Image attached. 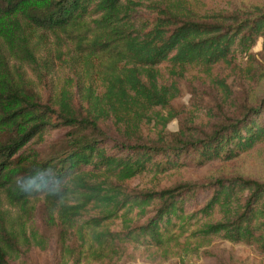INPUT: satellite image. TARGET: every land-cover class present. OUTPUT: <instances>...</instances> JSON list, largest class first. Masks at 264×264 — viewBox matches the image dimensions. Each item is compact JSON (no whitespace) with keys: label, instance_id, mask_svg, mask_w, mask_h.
<instances>
[{"label":"trees","instance_id":"1","mask_svg":"<svg viewBox=\"0 0 264 264\" xmlns=\"http://www.w3.org/2000/svg\"><path fill=\"white\" fill-rule=\"evenodd\" d=\"M261 37L264 4L203 12L194 0H0V69L10 71V60L36 72L76 68L83 56L110 60L103 90L86 85L81 105L67 85L54 106L25 76L0 71V264L22 247H47L48 237L28 228L32 199L40 196L60 225L59 264H115L137 251L151 261L191 254L200 264H223L204 248L214 238L264 251V179L237 173L132 186L143 173L230 159L264 139V96L207 125L181 120L170 129L180 118L172 107L180 87L163 78V68L200 63L229 98L231 85L213 65L252 55ZM109 119L116 135L102 125ZM59 124L74 129L70 140L43 155L33 143ZM46 168L64 178L60 197L22 194L17 178ZM70 231L77 239L68 242Z\"/></svg>","mask_w":264,"mask_h":264},{"label":"rangeland","instance_id":"2","mask_svg":"<svg viewBox=\"0 0 264 264\" xmlns=\"http://www.w3.org/2000/svg\"><path fill=\"white\" fill-rule=\"evenodd\" d=\"M199 4L202 11L211 12L214 10H248L254 4H264V0H194ZM53 41L56 40L54 34H47ZM73 52H79L72 45ZM249 53H239L236 62L229 65L225 62H218L213 65V74L220 77L225 76L230 83L232 94L229 98L223 95L222 87L213 81L206 69L200 63H188L184 69L176 66V70L169 66L163 68V78L167 83L173 81L178 84L180 91L172 101V107L179 113L180 118L172 119L168 127L172 130L178 129L181 120L191 121L196 124L207 125L222 111H235L244 103L257 104L264 96V40L261 37ZM84 55V54H83ZM88 60V61H87ZM110 60L95 56L87 59L83 56L76 68L70 66H56L53 70L36 72L30 66L24 64L19 69L17 60H10V71L0 69L5 76L13 75L16 80L25 76L27 84L31 82V87L41 94L43 101L54 104L56 95L60 88L67 85L74 94L78 105L85 103L83 93L86 85H92L97 91L103 90L104 84L102 76L109 70ZM167 112V110H165ZM53 121L56 122L54 119ZM102 125L116 135V130L109 119L102 122ZM151 124L145 123L144 128L150 131ZM73 128L64 125L50 126L44 136L43 141L33 143L43 155H50L58 152L62 145L70 140V132ZM245 174L264 179V139L254 147L244 151L230 159L216 158L206 164L196 165L188 162L180 167L167 170L164 173L154 175L147 172L136 177L132 181V186L144 187L153 183L165 186L184 179H209L220 175ZM32 212L28 220V228L37 229L48 237V245L45 249L38 246L27 248L22 247V251L10 259V264H59L61 239L60 225L54 224L49 219L47 206L43 196L32 199ZM7 201L3 200L6 207ZM15 209V208H14ZM13 211H16L13 210ZM81 222V221H80ZM67 241L77 239V234L70 231ZM78 243V242H77ZM204 248L215 253V259L223 264H264V251L258 249L256 245L233 243L223 238H214L212 242ZM141 250V248H140ZM137 256H125L115 264H182L181 259L195 260L194 255L173 254L164 261H151L146 253L135 252ZM68 264H111L104 261L75 262L70 260ZM195 264H200L197 260Z\"/></svg>","mask_w":264,"mask_h":264},{"label":"clouds","instance_id":"3","mask_svg":"<svg viewBox=\"0 0 264 264\" xmlns=\"http://www.w3.org/2000/svg\"><path fill=\"white\" fill-rule=\"evenodd\" d=\"M64 178L57 175L53 169H37L28 177H18L17 186L20 192L27 196L54 195L60 197Z\"/></svg>","mask_w":264,"mask_h":264}]
</instances>
